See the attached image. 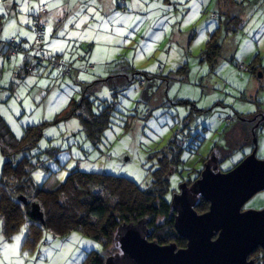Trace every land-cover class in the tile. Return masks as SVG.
Here are the masks:
<instances>
[{
	"label": "rangeland",
	"instance_id": "374dc122",
	"mask_svg": "<svg viewBox=\"0 0 264 264\" xmlns=\"http://www.w3.org/2000/svg\"><path fill=\"white\" fill-rule=\"evenodd\" d=\"M70 1H56V4L60 2L59 30L53 34L46 27L44 39L48 44L44 53L59 55L73 64V22L76 15H83L85 6L81 5L73 16V0ZM90 1L91 16L77 18L79 23L85 20L91 23L86 34L91 32L95 40L82 45L84 58L76 68L92 62L99 69L104 61L99 62L96 57L103 56L107 62L102 68L108 63L111 73L126 69L130 78L133 69L146 72L150 83L144 79L143 88L148 90L135 91L137 81H110L109 73L103 81L95 82L96 72L82 70L79 81H84L85 74L94 76L92 85L87 87L74 80V73L62 76L58 70L47 67L48 72L37 77L36 72H19L14 64L18 60L6 58L5 69L0 68V118L18 140L23 139L28 126H42L43 135L37 145L24 153L35 164L39 162L31 172L38 187L56 188L73 169H79L126 177L146 190L164 167L161 173H166L169 182L165 197L171 203L184 183L191 185L200 176L211 156L220 160V171L232 169L255 146L257 157L264 159V122L258 127L251 125L257 115L264 118V0L247 20H239L243 17L241 13L235 18L217 17L210 8L199 20L176 19L178 22L165 16L158 20L152 15L149 18L146 5L139 0H135L134 10H129L137 12L127 17L121 15V6L116 8L121 14H106L98 10L103 8L98 0ZM0 3L3 5L0 14L5 17L0 30L3 28L9 39L17 36V26L10 24L13 17L24 16L22 24L27 28L32 11L48 0H0ZM50 18V15L42 16V21ZM177 28L195 31L198 36L195 44H200L203 50H193L190 55L176 48L168 51L172 40L169 35ZM32 33L34 41L36 34L34 30ZM211 38L221 48L214 67L209 63L201 65L198 57L203 56ZM95 41L105 52L93 56L90 49ZM132 41L142 42L143 49L138 53L128 49ZM145 61L148 68L142 66ZM241 62L254 66L255 70H240ZM183 67H186L184 72ZM171 69H174L172 74ZM84 96L93 101L95 113L100 114L104 107L110 113L108 126L97 139L87 135L78 115H65L73 99L80 101ZM176 147L180 149L179 155ZM169 161L170 166L165 168ZM3 165L4 157L0 153V179ZM208 208L207 202L197 211L203 213ZM262 209L264 191L243 207V210ZM162 223L163 218H159L157 224ZM29 229L23 225L7 237L0 221V264H82L91 251L102 249L101 242L80 231L54 235L43 230L34 238L29 237ZM113 249L108 250L109 255L116 253Z\"/></svg>",
	"mask_w": 264,
	"mask_h": 264
},
{
	"label": "trees",
	"instance_id": "16d2710c",
	"mask_svg": "<svg viewBox=\"0 0 264 264\" xmlns=\"http://www.w3.org/2000/svg\"><path fill=\"white\" fill-rule=\"evenodd\" d=\"M121 8L125 10L126 3L121 5ZM4 18L0 14V24ZM11 38H15L21 44V41L16 37ZM11 38L6 41L7 49L3 55L9 59L21 55V58L24 59V53L27 52L25 49L16 56L7 54L8 42ZM33 46L37 48L35 40ZM219 50L220 46H217L211 38L202 54L207 58H215ZM42 55L46 56V60L41 63L39 58ZM50 58H61V56H48L42 52L34 58L32 56L36 70L29 73L36 72L38 74L39 68L46 66L58 70L62 76L73 74L72 63L66 60L72 66L71 73L67 75L61 69L50 66L48 62ZM22 62L23 60L18 63L19 71L28 73L22 70L20 66ZM247 66V71L255 70L254 66ZM82 69L83 66L79 70ZM185 70L186 67H183L181 71ZM136 74L139 75L138 78L135 77ZM154 77H161V75H154ZM169 78L170 76L166 77L167 82ZM113 79L110 77L107 80ZM140 79L150 80L149 74L135 72L133 69L129 80L138 82ZM76 82L80 83L77 78ZM93 107V101L87 96L82 97L80 101L73 99L70 107L65 111V115H78L87 135L92 139H97L102 130L108 126L110 113L104 107L101 109V113L97 114ZM260 122H264V119ZM42 135L41 125L28 126L23 139L18 140L0 118V153L4 157L0 179V221L5 236L10 237L23 225L30 228L28 235L34 238L39 237L43 230L50 231L54 235L80 231L102 244V249L91 251L82 264H105L106 257L109 256L108 250L114 248L113 250L117 252L114 246L117 228L123 223H136L146 218L149 219L151 240H156L161 245L175 242L178 247L185 246L186 241L178 235L174 227L175 212L172 211L171 205L165 197L169 190V182L165 178L166 173H161L164 167L158 170V177L146 190H142L135 182L126 177L85 172L79 169H73L66 181L60 183L56 188L38 187L32 180L31 172L39 162L35 164L32 158L24 153L34 148ZM175 149L179 155L180 149L177 147ZM164 155L167 154L164 153ZM169 164H171L170 161L165 168H168ZM206 203L203 201L200 205L203 206ZM35 208L41 213L42 218L34 215ZM159 218H163L161 225L157 224Z\"/></svg>",
	"mask_w": 264,
	"mask_h": 264
},
{
	"label": "water",
	"instance_id": "95a60500",
	"mask_svg": "<svg viewBox=\"0 0 264 264\" xmlns=\"http://www.w3.org/2000/svg\"><path fill=\"white\" fill-rule=\"evenodd\" d=\"M219 163L211 156L199 178L191 185L184 183L170 203L175 230L187 240L186 247L150 240L149 219L144 218L117 228L118 251L107 256L105 264H257L251 256L264 250V209L243 207L264 191V159L257 157L255 147L228 171H220ZM202 201L209 208L199 213ZM33 213L42 218L37 208Z\"/></svg>",
	"mask_w": 264,
	"mask_h": 264
},
{
	"label": "crops",
	"instance_id": "0c3cea01",
	"mask_svg": "<svg viewBox=\"0 0 264 264\" xmlns=\"http://www.w3.org/2000/svg\"><path fill=\"white\" fill-rule=\"evenodd\" d=\"M57 0H48V3H41L39 5V7L37 8V10H33L32 14L30 15L31 21L28 24L29 26H26L27 28H25V26L22 24V22H24L25 18L24 16H20L16 15L15 17H13L12 21H10V24H15L17 26V36L16 38L21 41V44L23 46V48L25 50H27V53L31 54L33 56V58L35 56H37L38 54H40L41 52L44 53V49L47 47L46 45L48 44V41L45 42L44 39V45L42 47H37L35 48L33 46V33L32 31L33 29V24H34V17L39 13V8L41 5H47L46 11L45 13L42 15L43 18L44 16H46L47 18L50 15V20L46 21H42V16L40 18V21L43 23L44 25V32H46V27L49 28V33H53L55 34L58 30H59V14L60 11L58 10L60 5H58V3L60 4V2H58L56 4ZM60 1V0H59ZM120 0H98V4L100 6H102V9H99L101 12H105L106 14H121L120 12L116 11L118 9L119 6H121ZM143 3V5H146V15L151 18L154 16L157 20L161 17H166L167 19H172L178 22V20L176 19H182V20H186V19H192L197 18V20H199L200 18L204 17L206 11L210 8H212L214 10V16H224L225 18L231 17V18H235L236 16H238L240 13L242 14L243 17H240L239 20H241V18L243 20H247L249 18V16L255 15V13H253V11L258 10V6H260V4L262 3V0H159L158 2H155V0H148V2H145L144 0H139ZM69 3H72L70 0H68ZM91 1L89 2V0H73V16L76 15L77 11L80 9L81 5L85 6V9L83 11V15H76V22H73V73H74V80L76 81V78H79V73L82 70H79L77 67V64L83 60V44L88 43L89 41L95 40L92 37L91 32H88V34H86V30L88 28H90V22H88L87 20L83 21V22H78V18H84L86 19V16H91V12H90V5ZM134 5L137 6V4L135 3V0H127L126 2V8L125 10H123L122 12V16L123 17H127L130 15V13L132 12H137V11H129L130 8L132 10H134ZM152 5H155V8H151ZM237 5H240L241 8L237 9ZM15 8V12H16V8ZM117 8V9H116ZM121 8V7H120ZM128 9V11H127ZM142 13V14H145ZM15 14V13H14ZM237 14V15H235ZM234 16V17H233ZM31 26V28H30ZM82 29L83 31L79 32L78 31ZM99 31V30H98ZM100 32V31H99ZM209 34V33H207ZM6 35L4 32V29L2 28V30H0V68L2 67L3 69H5V59L7 58L6 56H4L3 54L6 51V41L8 39H6ZM165 37H168L169 34H164ZM170 39H172L169 42V47L170 48L168 51H172L173 48H176V51L179 52H184V54H191V52L193 50H199L200 52L203 50V47H200L199 45H196L195 42L197 40V34L195 33V31H193L192 29H187V30H181L180 28H177V30H172L170 33ZM11 37H15V36H11ZM207 36L205 35V38ZM44 38H46L45 34H44ZM88 39V40H87ZM87 40V41H86ZM202 40V39H201ZM142 43V42H141ZM141 43L139 42H130L129 43V48L128 49H135L136 53H138L139 51H141L143 49ZM208 43V42H207ZM207 45V44H206ZM81 46V47H79ZM202 46V45H201ZM127 48V47H126ZM90 52L92 53L93 56H95V53H101V52H105V50L103 49V47H100V43L95 41L94 45L92 46V48L90 49ZM119 52V51H117ZM221 52V48L220 51ZM45 54V53H44ZM47 55V54H46ZM188 55V56H189ZM203 55V54H202ZM49 56V55H48ZM59 56V55H57ZM199 59L201 61V65L207 64L209 63V65L211 67H214L217 62L219 57H213V58H207L204 55L201 56L199 54ZM20 58L21 55H19L18 57L16 56L13 59H17L18 61L16 62V60L14 61V64L16 66V69H18V63H20ZM96 60L99 62H107V60H105V58L102 57H96ZM190 62V59H188ZM103 62V63H104ZM92 63V62H90ZM101 63L99 65V69H97L95 67L94 72H96L97 74L95 75V77L97 79H95V82H99V81H103L101 80L102 78H104V76H106L107 74H111L110 77H113L114 80L116 79L117 82H121L124 79L129 80V76L127 75V73H125V70L121 69L118 73H111L112 72V68L111 66L107 63L106 66L104 68H102V64ZM13 64V65H14ZM17 64V65H16ZM142 66L144 68H148L149 64L147 61H145ZM161 68V67H160ZM41 69V70H40ZM48 69H52V68H48ZM47 67H40L39 68V73L37 74L39 77L41 75L42 72H48ZM135 70V69H134ZM174 70V69H173ZM171 69L170 74H172L174 71ZM19 71V69H18ZM20 72V71H19ZM162 72L164 73V70H162ZM15 70H14V74H15ZM105 74V75H104ZM264 74V73H263ZM156 75V74H154ZM115 76V77H114ZM94 76H92L91 74H85L84 77L82 78V80L84 81H80L79 84L82 85H92V83H90L92 81ZM109 77V78H110ZM99 79V80H98ZM41 80H38V82ZM94 83V82H93ZM148 83L149 80H148ZM156 83V82H155ZM148 86V84H147ZM145 89V88H143ZM145 90H148V88H146ZM258 119V120H256ZM264 118L262 115H257L255 117V120L257 121H253L251 123V125L254 124V126H256V124L261 125V122ZM247 136V135H246Z\"/></svg>",
	"mask_w": 264,
	"mask_h": 264
},
{
	"label": "built area",
	"instance_id": "2783aa9c",
	"mask_svg": "<svg viewBox=\"0 0 264 264\" xmlns=\"http://www.w3.org/2000/svg\"><path fill=\"white\" fill-rule=\"evenodd\" d=\"M120 3L121 5H124L126 3V0H120ZM46 8H47V5L45 4L41 5L39 8V13L34 17L33 29L36 34L35 46L37 47L42 46L44 44V25L40 21V18L45 13ZM21 50H24L22 45L15 38H11L10 41L8 42V51H7L8 53L7 54L9 56H16ZM45 58L46 56L42 55L39 58L40 62L42 63L43 61H45L46 60ZM48 62L50 66L61 69L64 74L68 75L71 73L72 66L68 64L66 60H64L63 58H50ZM20 66L24 72L29 73V72H33L36 70V65L33 64L32 56L27 52L24 53V59ZM94 69H95V65L93 63H89L88 65L83 66L82 70L89 72ZM239 69L243 71H247L248 66L245 63L241 62L239 63ZM145 85H146V80L140 79L137 82L135 91L140 90Z\"/></svg>",
	"mask_w": 264,
	"mask_h": 264
},
{
	"label": "flooded vegetation",
	"instance_id": "af4514ba",
	"mask_svg": "<svg viewBox=\"0 0 264 264\" xmlns=\"http://www.w3.org/2000/svg\"><path fill=\"white\" fill-rule=\"evenodd\" d=\"M255 127V126H254ZM254 136V135H253ZM203 202V201H202ZM200 206V205H199ZM198 206V207H199ZM183 239V238H182ZM185 240V239H184ZM186 241V244H187V240H185ZM172 243H175V242H172ZM186 244H185V246H183V247H186ZM183 247H180V248H183ZM257 252V253H256ZM255 253H253L252 254V256H251V258H255L256 259V263L257 264H261L262 262L264 263V255H261L260 253H263L264 254V250L263 249H258L257 251H256ZM259 254H260V256L261 257H259Z\"/></svg>",
	"mask_w": 264,
	"mask_h": 264
},
{
	"label": "snow or ice",
	"instance_id": "6c2138e0",
	"mask_svg": "<svg viewBox=\"0 0 264 264\" xmlns=\"http://www.w3.org/2000/svg\"><path fill=\"white\" fill-rule=\"evenodd\" d=\"M3 11V5H2V3H0V12H2Z\"/></svg>",
	"mask_w": 264,
	"mask_h": 264
}]
</instances>
